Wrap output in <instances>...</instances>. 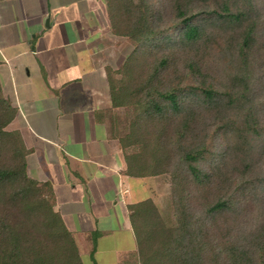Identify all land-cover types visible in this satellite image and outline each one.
<instances>
[{"label":"trees","instance_id":"obj_1","mask_svg":"<svg viewBox=\"0 0 264 264\" xmlns=\"http://www.w3.org/2000/svg\"><path fill=\"white\" fill-rule=\"evenodd\" d=\"M132 44L104 112L132 177L166 175L167 224L128 205L137 264H264V0H105ZM0 83V264H83L49 183L27 173Z\"/></svg>","mask_w":264,"mask_h":264},{"label":"crops","instance_id":"obj_2","mask_svg":"<svg viewBox=\"0 0 264 264\" xmlns=\"http://www.w3.org/2000/svg\"><path fill=\"white\" fill-rule=\"evenodd\" d=\"M124 41L105 0H0V83L17 110L7 129L21 135L28 175L51 185L83 264H137L128 205L155 203L161 181L125 173L104 121L106 67H120Z\"/></svg>","mask_w":264,"mask_h":264},{"label":"rangeland","instance_id":"obj_3","mask_svg":"<svg viewBox=\"0 0 264 264\" xmlns=\"http://www.w3.org/2000/svg\"><path fill=\"white\" fill-rule=\"evenodd\" d=\"M125 40V39H124ZM126 42L124 41V46H126ZM262 167H264V163H262ZM160 183L156 184V187L159 188L158 191H155V205L159 210V213L163 217L164 221L169 224L172 222V205H171V196H170V186L168 177L166 175H160ZM153 201V200H152ZM154 202V201H153Z\"/></svg>","mask_w":264,"mask_h":264},{"label":"water","instance_id":"obj_4","mask_svg":"<svg viewBox=\"0 0 264 264\" xmlns=\"http://www.w3.org/2000/svg\"><path fill=\"white\" fill-rule=\"evenodd\" d=\"M48 22V19L46 20V23Z\"/></svg>","mask_w":264,"mask_h":264}]
</instances>
